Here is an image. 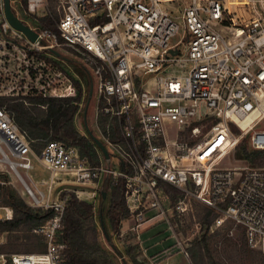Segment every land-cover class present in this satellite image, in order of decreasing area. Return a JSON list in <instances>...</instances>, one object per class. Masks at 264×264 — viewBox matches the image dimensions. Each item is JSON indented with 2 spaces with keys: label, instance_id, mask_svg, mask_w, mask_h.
Instances as JSON below:
<instances>
[{
  "label": "built area",
  "instance_id": "obj_1",
  "mask_svg": "<svg viewBox=\"0 0 264 264\" xmlns=\"http://www.w3.org/2000/svg\"><path fill=\"white\" fill-rule=\"evenodd\" d=\"M8 5L35 39L10 25L0 0V161L13 173L10 164L30 170L36 160L48 177L38 183L45 190L35 189L32 206L52 210L33 231L45 239L44 251L10 254V264H62L63 246L55 235L65 196L93 205L102 184L112 187L119 179L131 232L152 221L166 225L168 211L185 212L194 201L211 212L212 228L231 224L246 247L264 256V166L234 156L243 139L251 151H264V0H8ZM50 12L53 28L41 27L38 19ZM180 27V38L170 42ZM63 48L80 54L93 117L107 120L96 137L107 157L94 144L95 164L78 147L53 139L33 153L1 102L73 96L75 87L59 59ZM73 78L83 94V84ZM81 103L82 98L78 109ZM111 123L119 140L105 135ZM228 155L236 164L221 165ZM67 186L75 189L63 193ZM56 187L62 189L51 197ZM164 187L177 192L172 206ZM11 215L0 205V222ZM5 259L0 254V264Z\"/></svg>",
  "mask_w": 264,
  "mask_h": 264
},
{
  "label": "rangeland",
  "instance_id": "obj_2",
  "mask_svg": "<svg viewBox=\"0 0 264 264\" xmlns=\"http://www.w3.org/2000/svg\"><path fill=\"white\" fill-rule=\"evenodd\" d=\"M50 15L53 16V13L50 12ZM181 33L180 27L177 33L170 38V42L177 41ZM59 51V59L64 61L65 65L63 64V66L66 75L71 77L75 75L81 83L85 81L89 85L86 68L84 69L81 66L82 60L80 54L69 48H63ZM75 69L82 73V79L78 77ZM172 69L174 71L177 70L176 67ZM36 110L34 109L33 111L35 112ZM92 111L93 101L90 98L84 109L85 124L93 136L100 138L99 135L105 130L107 120L99 115L94 119ZM82 114L83 111H80L74 117L73 126L80 134L86 135ZM43 143L42 140H36L33 142V145L29 146L32 152L36 154ZM1 147L11 161H18V158L12 156L4 145H1ZM110 162V164L114 162L112 157ZM234 164L236 163L230 160L229 155L221 163V165L225 166ZM251 166H264V159H257L256 163ZM15 168L32 192L35 193L36 189L44 193V186L38 183L40 180L47 179L48 172L36 160H32V169L30 170H24L16 166ZM0 173L5 175L4 182L11 183L8 186L27 206L37 208L32 206V200L26 194L17 177L13 174L14 172L12 173L9 166L2 161H0ZM61 189V187H56L51 197ZM65 189H68V191L63 193H70V190H74L75 188L73 186H67ZM83 192L87 193L89 190L84 189ZM66 197L68 196L66 195ZM82 197L85 198V195H82ZM97 199L93 202L94 206L97 204ZM101 205L102 212L104 213L106 210V201ZM166 218V225L153 224L152 221L141 226L137 233L129 230L132 223L127 218V221L120 223L117 234L110 233L106 219L103 218L107 232L110 235L111 245L116 249L117 254L104 239L96 214L92 216L90 222L83 223L82 228L87 229L89 227V231L93 229L95 232L101 250L96 257L98 264H161L163 260L169 258V264H264V256L244 245L242 233L239 229L228 223H224L219 228H212L211 221L213 215L210 212L208 214V210L205 207L194 201L187 203V210L185 212L174 213L168 211ZM33 229H36V227H33ZM33 229L28 230L24 228L11 232L10 234L0 233V247L3 249L1 253L5 255L12 254L13 250L19 252L18 254H31L43 251L45 239L40 234H35ZM204 230L207 233L205 234L204 240H202L201 235ZM89 234L88 232V236H86L87 241L92 240ZM148 239H150V243L142 244L140 248L138 244L144 243ZM132 245H134V248ZM131 248L133 250L130 251ZM25 251L30 253H23Z\"/></svg>",
  "mask_w": 264,
  "mask_h": 264
},
{
  "label": "trees",
  "instance_id": "obj_3",
  "mask_svg": "<svg viewBox=\"0 0 264 264\" xmlns=\"http://www.w3.org/2000/svg\"><path fill=\"white\" fill-rule=\"evenodd\" d=\"M38 21L41 27L53 28L54 16H45L38 19ZM75 72L82 79V73L77 69H75ZM69 77L75 87L73 96L63 98L31 96L19 101L1 100V102L5 104L4 107L7 113L17 125L19 131L24 133L29 145H33L36 140H42L43 142L52 139L62 141L66 145L78 147L79 151L86 155L91 163L95 164L97 158L94 143L87 134H80L73 126L74 117L84 110L89 85L85 81L82 83L84 89L82 94L80 83L73 77ZM81 98L82 106L78 110V102ZM34 109L37 110L34 112ZM105 135L112 141L119 140L120 135L115 123L109 125ZM234 156L236 159L244 158L248 164L254 165L257 159L261 160L264 157V151H251L247 147L246 140L243 139L235 146ZM4 177L5 175L0 173V181H5ZM164 190L172 206L177 192L168 187H164ZM101 191L105 193L104 199L102 200L99 195L95 206L78 200L73 194H68L60 219L61 227L55 235V242L63 246L62 264H98L96 257L101 250L95 232L93 229L89 231V227L87 229L82 228V224L90 222L94 214L97 216L104 239L117 254L116 249L111 245L110 235L107 232L103 218L106 219L111 234H117L120 223L128 218L122 199V181L119 179L112 187H106V184L103 183ZM105 201L106 210L103 213L101 204H104ZM0 205L9 208L12 212L10 220L0 222V233L10 234L24 228L32 230L33 227L37 229L42 227L52 216V210L50 209L27 206L6 183L0 184ZM209 212L208 210V214ZM88 232L91 241L86 240ZM206 233L207 231L204 230L201 235L202 240H204ZM1 250L3 251L2 247H0V254L5 255L1 253ZM131 250L133 249L131 248ZM16 253L19 252L13 250L12 254ZM23 253L30 252L25 251ZM10 254L5 255L4 264H10L8 258Z\"/></svg>",
  "mask_w": 264,
  "mask_h": 264
},
{
  "label": "water",
  "instance_id": "obj_4",
  "mask_svg": "<svg viewBox=\"0 0 264 264\" xmlns=\"http://www.w3.org/2000/svg\"><path fill=\"white\" fill-rule=\"evenodd\" d=\"M3 1V12H4V16L7 19V21L10 23L11 26H13L15 29L19 30L20 32H22L24 35H26L31 41H33L35 39V33L33 31H31L25 24H23L21 21H19L11 12L9 5H8V0H2ZM91 94V88L89 86L88 92H87V101L90 97ZM86 101V103H87ZM86 106V104H85ZM85 109V108H84ZM84 110H83V114H82V118H83V124L85 127V131L86 134L89 136V138L91 139V141L95 144V146L100 150V152L103 154V156L106 158L107 157V151L104 148V146L101 144V142L95 137L93 136V134L91 133V131L87 128L86 124H85V114H84ZM100 196L102 198V200L104 199L105 193L103 191H100Z\"/></svg>",
  "mask_w": 264,
  "mask_h": 264
},
{
  "label": "bare ground",
  "instance_id": "obj_5",
  "mask_svg": "<svg viewBox=\"0 0 264 264\" xmlns=\"http://www.w3.org/2000/svg\"><path fill=\"white\" fill-rule=\"evenodd\" d=\"M10 166L13 168L14 170V174L17 177L18 181L20 182V184L22 185V187L24 188L26 194L31 198V196H35V193L32 192L29 187L27 186L26 182L22 179V177L20 176L18 170L15 168V166H13V164H10Z\"/></svg>",
  "mask_w": 264,
  "mask_h": 264
},
{
  "label": "crops",
  "instance_id": "obj_6",
  "mask_svg": "<svg viewBox=\"0 0 264 264\" xmlns=\"http://www.w3.org/2000/svg\"><path fill=\"white\" fill-rule=\"evenodd\" d=\"M89 100V99H88ZM86 104V103H85ZM42 108H43V106H42ZM84 108H85V106H84ZM79 110V109H78ZM41 148V147H40ZM39 151V150H38ZM125 221H127V220H125ZM145 225V224H144ZM143 226V225H142ZM141 228V226L139 227V229ZM137 239H138V237H136ZM136 238H134L135 240H136ZM150 243V239H148L147 241H145L144 243H139L138 245L140 246V248H141V245L142 244H145V243ZM146 251V250H145ZM147 256V255H146ZM170 259V258H169ZM169 259H167V260H163L162 262H161V264H169L168 263V260Z\"/></svg>",
  "mask_w": 264,
  "mask_h": 264
}]
</instances>
